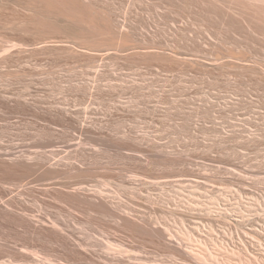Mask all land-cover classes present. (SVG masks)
<instances>
[{
    "label": "rangeland",
    "instance_id": "rangeland-1",
    "mask_svg": "<svg viewBox=\"0 0 264 264\" xmlns=\"http://www.w3.org/2000/svg\"><path fill=\"white\" fill-rule=\"evenodd\" d=\"M262 209L263 4L0 0V264H264Z\"/></svg>",
    "mask_w": 264,
    "mask_h": 264
},
{
    "label": "bare ground",
    "instance_id": "bare-ground-1",
    "mask_svg": "<svg viewBox=\"0 0 264 264\" xmlns=\"http://www.w3.org/2000/svg\"><path fill=\"white\" fill-rule=\"evenodd\" d=\"M244 1H246L247 2V0H244ZM248 2L250 3V2H252L253 4L255 3V4H263L264 5V0H248ZM60 10V9H59ZM49 11V10H48ZM53 12L55 11V10H52ZM52 11H49L50 13L52 12ZM56 12L57 11H55V14H56ZM57 13H59V12H57ZM52 14V13H51ZM61 14V13H60ZM59 14V15H60ZM67 14V13H66ZM53 15V14H52ZM58 15V14H57ZM65 15V14H64ZM55 16V15H54ZM54 16H51V17H54ZM64 18V17H63ZM70 18V16H68V19ZM66 19H67V17H66ZM70 20V19H69ZM87 22V21H86ZM90 22V21H89ZM88 23V22H87ZM91 23V22H90ZM85 24V23H84ZM83 24V25H84ZM91 25V24H90ZM92 26H93V23H92ZM86 27V26H85ZM94 28V27H93ZM126 51V50H125ZM105 55V54H104ZM15 162V161H14ZM97 198H98V201H96L95 200V196L94 195H91V196H84V199H85V201H86V203H87V208H88V210L89 211H94V210H98V211H100V212H105L106 214H109V215H115L116 213H115V211L114 210H112V208L102 199V197H103V193L102 192H97ZM256 204H258V205H255V208H256V206H260V202L259 201H257L256 200ZM252 206L253 205H251L250 206V208H252ZM254 208V209H255ZM260 208H262V206H260ZM85 209V208H84ZM86 210V209H85ZM262 211H263V209H262ZM87 212V211H86ZM264 212V211H263ZM118 213V212H117ZM119 217V216H118ZM121 217V216H120ZM122 222L124 223V224H127V225H129V226H131V227H133L137 232H139V233H145L146 235H147V237H148V239L150 240V241H152L153 243L155 242V243H157L158 244V242L159 243H161L163 240H164V238H165V232L163 231V230H159V229H156V228H150V229H148V228H144L143 226H141V225H138V224H136V223H133V222H131V220H129L128 218H126V217H123L122 218ZM149 226H151V225H149ZM186 237V236H185ZM187 238V237H186ZM190 238H193V236L192 235H190L189 233H188V240H190ZM183 240H184V238H183ZM161 241V242H160ZM195 241L196 242H198V240H196L195 239ZM169 242V241H168ZM164 243V242H163ZM166 243H164V245H165ZM200 244H202V241L200 240ZM205 244V243H204ZM80 247H82L83 245H79ZM166 246H168L169 247V245H165V247ZM108 247V246H107ZM167 248V247H166ZM171 248V250L173 249L172 248V246L170 247ZM178 248H180V247H178ZM178 248H176L175 250H177L179 253H181V254H183V256H185L187 259L188 258H190V259H193V260H195L196 262H197V264H207V262H208V260H206V258H208V254H210V253H208V254H206V258H204V256H202V258H204V263H203V259H201V258H199V257H197V255L196 256H194L195 254H194V252H187V251H184V250H182V249H178ZM167 249H169V248H167ZM112 250V249H111ZM174 250V251H175ZM176 251V252H177ZM220 251V250H219ZM177 252V253H178ZM236 252H238V250L236 251ZM234 253V252H233ZM233 253H230L228 250H226V251H224V250H221L220 252H218V253H215L216 255H215V260H213L214 262V264H252V261L254 262V260H252L251 261V259H248L247 257H245L244 255H242V254H237L238 256H236V255H234ZM236 254V253H235ZM198 256H200V254H198ZM212 256V255H211ZM212 259H213V257H212ZM211 259V260H212ZM253 259V258H252ZM255 262H257V261H255ZM254 262V264H256ZM211 263H212V261H211Z\"/></svg>",
    "mask_w": 264,
    "mask_h": 264
}]
</instances>
